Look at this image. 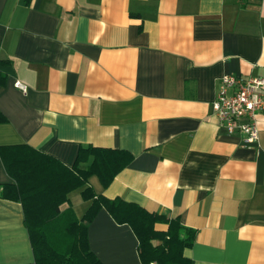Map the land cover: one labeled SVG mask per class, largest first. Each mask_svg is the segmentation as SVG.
<instances>
[{"label": "crops", "instance_id": "obj_1", "mask_svg": "<svg viewBox=\"0 0 264 264\" xmlns=\"http://www.w3.org/2000/svg\"><path fill=\"white\" fill-rule=\"evenodd\" d=\"M226 74L264 77V0H0V185L14 183L5 147L69 167L83 145L123 150L109 185L67 193L77 218L90 186L195 229L191 264H264V109L255 145L219 127ZM22 208L0 197V264L34 261ZM87 235L102 264H142L104 207Z\"/></svg>", "mask_w": 264, "mask_h": 264}, {"label": "trees", "instance_id": "obj_2", "mask_svg": "<svg viewBox=\"0 0 264 264\" xmlns=\"http://www.w3.org/2000/svg\"><path fill=\"white\" fill-rule=\"evenodd\" d=\"M4 120L0 115V121ZM1 156L14 183L0 185V197L22 204L34 255L29 264H102L90 250L87 235L89 223L102 207L117 223L132 228L142 264H191L183 250L192 245L196 231L178 217L149 212L120 197L97 195L90 186L82 191L83 199L91 200L82 218L76 217L68 203L67 193L87 184L92 175L103 186L109 185L131 161L130 153L83 145L71 167L28 145L2 148ZM157 222L166 223L167 230H155ZM155 239L160 243L154 244Z\"/></svg>", "mask_w": 264, "mask_h": 264}, {"label": "built area", "instance_id": "obj_3", "mask_svg": "<svg viewBox=\"0 0 264 264\" xmlns=\"http://www.w3.org/2000/svg\"><path fill=\"white\" fill-rule=\"evenodd\" d=\"M15 86L26 90L18 81ZM262 109L264 77L226 74L220 78L211 102V112L218 119V126L224 128L227 134L241 136L243 145H255L259 136L257 117Z\"/></svg>", "mask_w": 264, "mask_h": 264}]
</instances>
